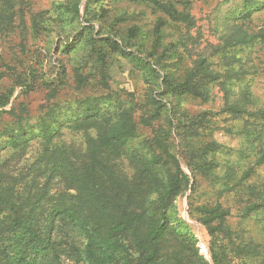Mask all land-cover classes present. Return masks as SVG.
Listing matches in <instances>:
<instances>
[{"label":"trees","instance_id":"1","mask_svg":"<svg viewBox=\"0 0 264 264\" xmlns=\"http://www.w3.org/2000/svg\"><path fill=\"white\" fill-rule=\"evenodd\" d=\"M146 1L187 30L195 25L186 8L177 9L167 0ZM4 2L11 6V0ZM263 8L257 0H243L217 44L198 49L180 76L164 72L161 77L134 55L148 66L152 83L140 99L99 91L60 100L59 85L52 79L42 82L47 104L31 117L34 122L18 116L0 126V157L9 149L11 159L19 161L31 142L36 144L30 164L26 160L11 167L0 158V264H264V242L235 237L238 233L226 222L230 209L220 202L193 208L210 237V262L199 255L194 240L188 242L189 229L175 215L173 199L190 178L180 167L175 146L170 148L175 134L191 177L207 175V155L218 151L219 144L195 147L193 139L220 129L244 137L240 157L247 149L253 155L239 178V169L227 164L225 176L234 186L264 165V101L252 109L258 95L243 82L248 69L252 75L264 72V20L253 23ZM71 9L77 13V3ZM8 25L0 13V29ZM95 43L90 35L86 54L94 59L98 83L106 86L105 55ZM34 81L19 77L18 83L33 87ZM74 81L79 88L88 79L76 72ZM215 86L222 92L220 110L232 114L234 123L220 126L208 110L187 115L176 107L174 99L180 95L207 101ZM11 95L8 89L0 94V107ZM138 126L149 128V135L140 137ZM64 129L82 133V143L59 139ZM242 191L248 202L242 216L264 212V182L261 190L246 185ZM173 233L177 239L170 238Z\"/></svg>","mask_w":264,"mask_h":264},{"label":"rangeland","instance_id":"2","mask_svg":"<svg viewBox=\"0 0 264 264\" xmlns=\"http://www.w3.org/2000/svg\"><path fill=\"white\" fill-rule=\"evenodd\" d=\"M167 1L174 3L177 9L186 8L193 16L195 25L187 30L186 26L170 20L146 0H11V6L0 0V13L9 23L0 29V94L7 89L12 90L6 106L0 107V112L5 111L0 114V126H5L18 116L34 122L31 117L43 111V106L47 104L48 89L42 82L49 79L59 85L60 100L74 96L81 98L99 91L115 94L121 99L127 93L140 99L149 91L152 83L149 82L148 66L133 59L134 55L145 59L161 77L164 72L182 75L198 49L206 47L208 50L217 44L221 34L230 28L234 16L239 13L243 0ZM257 1L264 5V0ZM74 3H77V13L71 9ZM263 20L264 8L253 23L258 25ZM90 35L96 39V48L99 47L105 55L106 86L98 83L94 59H89L86 54ZM86 59L89 60L85 62ZM249 66V63L245 65L246 68ZM61 70L64 72L60 85L57 79ZM248 70L243 82H248L251 91L258 95L256 104L250 105L254 109L264 101V72L252 75ZM76 72L87 77L85 86L75 88ZM19 77H28L30 82L35 80L33 87L19 86ZM235 84L233 80L232 87L237 89ZM210 93V98L204 102L189 94L177 96L174 99L176 107L187 115L208 110V116L220 126L234 123L232 114L220 110L223 106L222 92L215 86ZM138 133L140 137H146L150 131L147 127L138 126ZM81 134L64 129L59 139L78 145L83 141ZM243 138L220 129L208 136L195 137V147H204L209 141L219 146L218 151L207 155V175L195 173L193 178L184 165L178 137L174 134L171 140L170 148L173 151L175 146L174 153L180 167L190 178L187 188L173 199L174 213L189 229L192 239L188 242L194 240V248L209 262L210 237L193 211L197 205L209 206L220 202L222 207L230 209L226 222L229 228L238 233H233L235 237L264 242V212L259 210L250 215H241L248 204L247 193L243 194L242 190L245 191L246 185L261 190L264 165L243 177L242 185L238 187L225 176L227 164L239 169L235 171L236 178H239L253 160L248 149L246 155L240 157L238 154ZM33 143L17 163L11 159L9 149L3 150L0 158L10 165L16 163L18 167L26 160L30 164L31 154L36 147ZM3 144L4 137L0 138V145ZM170 238L177 239V236L173 233ZM64 264L70 262L65 261Z\"/></svg>","mask_w":264,"mask_h":264}]
</instances>
